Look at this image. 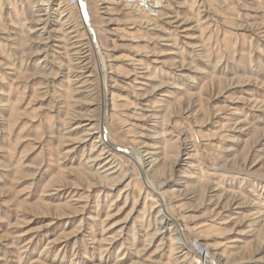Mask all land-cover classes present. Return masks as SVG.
Listing matches in <instances>:
<instances>
[{"label": "rangeland", "instance_id": "374dc122", "mask_svg": "<svg viewBox=\"0 0 264 264\" xmlns=\"http://www.w3.org/2000/svg\"><path fill=\"white\" fill-rule=\"evenodd\" d=\"M82 1L0 0V264H264V0Z\"/></svg>", "mask_w": 264, "mask_h": 264}, {"label": "bare ground", "instance_id": "6f19581e", "mask_svg": "<svg viewBox=\"0 0 264 264\" xmlns=\"http://www.w3.org/2000/svg\"><path fill=\"white\" fill-rule=\"evenodd\" d=\"M79 3H80V9H81V16H82V20L85 24V27L87 29H89V35L91 37H93V40H94V34L92 33L91 31V26L88 22V16H87V12L85 10V6H84V3L82 0H78ZM141 4L142 5H145L147 8H148V11H151L152 8H160L162 7V5L160 3H162V0H127L126 1V5H129V4H132V5H137V4ZM169 39V38H168ZM98 50V49H96ZM99 51V50H98ZM100 53V52H99ZM101 57V55H100ZM107 90V89H106ZM105 90V91H106ZM106 94V93H105ZM106 108V105L104 106ZM106 110V109H105ZM104 110V111H105ZM105 117V115H104ZM98 137L100 138L98 140V144H99V147H100V151H104L105 153H113V152H116V150L118 151V149L120 150H123L122 147H119L117 142L109 135H106V134H101V132L99 133L98 132ZM129 149V148H128ZM135 151V150H134ZM137 153V152H136ZM139 154V152H138ZM107 162V161H106ZM111 162V161H110ZM136 163L138 164L139 168L144 172L146 173V170H144V167L146 165V160H144V158L140 155H138V157H136ZM148 164V163H147ZM147 184L149 185V188L150 190L156 195L157 197V201L160 202V204H158V207H162L160 208L159 212H161L162 214H166L168 213V210L166 208V198L165 196L163 195V193H160L152 184L150 181H146ZM168 207V206H167ZM170 217L172 218V220H174L173 216L171 214H169ZM177 243L178 244H182V245H185L186 247H189L191 249L192 252H194V256L197 258H203L204 260V263L205 264H216V261H215V256H214V253L212 251V249H210L208 247L207 244H199L200 246V250H196L194 248V244L193 243H190L188 242L185 237L182 235V233H180V235L177 237Z\"/></svg>", "mask_w": 264, "mask_h": 264}, {"label": "built area", "instance_id": "2783aa9c", "mask_svg": "<svg viewBox=\"0 0 264 264\" xmlns=\"http://www.w3.org/2000/svg\"><path fill=\"white\" fill-rule=\"evenodd\" d=\"M68 3H70V4H75V2H76V0H66ZM194 248L196 249V250H200V246H199V244H197V243H194ZM204 259L203 258H197L196 259V257L194 256V252H193V261H194V264H205L204 263V261H203Z\"/></svg>", "mask_w": 264, "mask_h": 264}]
</instances>
